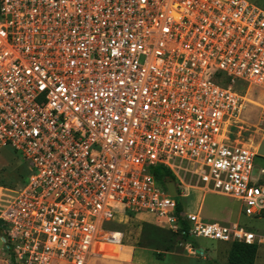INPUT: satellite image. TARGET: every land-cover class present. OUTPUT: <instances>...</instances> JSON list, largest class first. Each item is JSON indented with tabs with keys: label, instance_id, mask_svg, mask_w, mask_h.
Segmentation results:
<instances>
[{
	"label": "built area",
	"instance_id": "obj_1",
	"mask_svg": "<svg viewBox=\"0 0 264 264\" xmlns=\"http://www.w3.org/2000/svg\"><path fill=\"white\" fill-rule=\"evenodd\" d=\"M245 102L264 137V12L244 0H0V150L28 170L0 184L10 264L117 259L121 234L102 225L126 213L192 240L264 242L176 211L196 190L264 215L256 149L228 137Z\"/></svg>",
	"mask_w": 264,
	"mask_h": 264
},
{
	"label": "rangeland",
	"instance_id": "obj_2",
	"mask_svg": "<svg viewBox=\"0 0 264 264\" xmlns=\"http://www.w3.org/2000/svg\"><path fill=\"white\" fill-rule=\"evenodd\" d=\"M264 12V0H244ZM249 101L261 102L256 95H248ZM245 102V107L236 123L229 129V140L256 149L252 177L259 176L264 184V137L255 127V104ZM248 111V112H247ZM247 112V114H246ZM246 115V117H245ZM28 170L10 148L0 150V181L6 187L18 183V177H26ZM176 184V182L174 181ZM177 184H179L177 182ZM184 212L198 213L206 222L238 223L240 226L264 237V215L257 218L243 216L239 203L214 194L210 191L199 193L189 191L184 198L175 199ZM103 228L119 232L122 238L123 251L117 259L105 260L100 264H227V253L230 245L203 238L182 240L180 233L172 231L159 222L150 213H126L116 216L112 223H104ZM254 264H264V242L256 244ZM11 257L6 255L0 243V264H10Z\"/></svg>",
	"mask_w": 264,
	"mask_h": 264
},
{
	"label": "trees",
	"instance_id": "obj_3",
	"mask_svg": "<svg viewBox=\"0 0 264 264\" xmlns=\"http://www.w3.org/2000/svg\"><path fill=\"white\" fill-rule=\"evenodd\" d=\"M152 172L154 179L163 189L164 179L169 178L171 180H174L173 176L162 167H156ZM0 184L4 183L0 181ZM176 206V211H180V204L177 203ZM180 236L184 241H188L189 239V237H187V235L185 234H180ZM229 245L230 247L227 253V264H254L255 254L257 250L256 244L248 245L242 243H231ZM12 261L13 259L11 258V262Z\"/></svg>",
	"mask_w": 264,
	"mask_h": 264
},
{
	"label": "water",
	"instance_id": "obj_4",
	"mask_svg": "<svg viewBox=\"0 0 264 264\" xmlns=\"http://www.w3.org/2000/svg\"><path fill=\"white\" fill-rule=\"evenodd\" d=\"M163 187L169 196H171V197L176 196L173 180H171L169 178L164 179Z\"/></svg>",
	"mask_w": 264,
	"mask_h": 264
},
{
	"label": "bare ground",
	"instance_id": "obj_5",
	"mask_svg": "<svg viewBox=\"0 0 264 264\" xmlns=\"http://www.w3.org/2000/svg\"><path fill=\"white\" fill-rule=\"evenodd\" d=\"M250 146H251V145H250ZM250 146H248V147L251 148L252 146H251V147H250ZM253 150H255V149H253Z\"/></svg>",
	"mask_w": 264,
	"mask_h": 264
},
{
	"label": "crops",
	"instance_id": "obj_6",
	"mask_svg": "<svg viewBox=\"0 0 264 264\" xmlns=\"http://www.w3.org/2000/svg\"><path fill=\"white\" fill-rule=\"evenodd\" d=\"M255 149V148H254Z\"/></svg>",
	"mask_w": 264,
	"mask_h": 264
}]
</instances>
